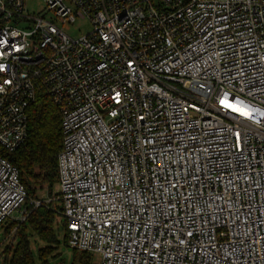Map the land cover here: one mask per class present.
I'll list each match as a JSON object with an SVG mask.
<instances>
[{"label":"built area","instance_id":"2783aa9c","mask_svg":"<svg viewBox=\"0 0 264 264\" xmlns=\"http://www.w3.org/2000/svg\"><path fill=\"white\" fill-rule=\"evenodd\" d=\"M45 2L0 0V146L44 89L58 183L32 198L0 154V227L46 207L93 264H264V0Z\"/></svg>","mask_w":264,"mask_h":264},{"label":"trees","instance_id":"16d2710c","mask_svg":"<svg viewBox=\"0 0 264 264\" xmlns=\"http://www.w3.org/2000/svg\"><path fill=\"white\" fill-rule=\"evenodd\" d=\"M28 114V133L24 143L14 152L0 146V154L17 166L28 195L38 198L41 196L39 190H46L43 194L51 195L58 183V156L63 143L62 115L51 96L42 88L38 89L37 99L29 107ZM53 207L60 210L56 203H53ZM55 210L39 207L32 211L25 222L11 223L9 229L18 233L19 243L15 246L10 264H35L30 240L32 236L44 244L37 254L41 262L47 263L50 253L60 246L55 230L58 216ZM7 252L6 260L12 251ZM72 264H93V258L87 252L75 250Z\"/></svg>","mask_w":264,"mask_h":264},{"label":"rangeland","instance_id":"374dc122","mask_svg":"<svg viewBox=\"0 0 264 264\" xmlns=\"http://www.w3.org/2000/svg\"><path fill=\"white\" fill-rule=\"evenodd\" d=\"M45 6V0H27V7L30 13H39L44 10ZM91 29V23L88 20L77 21L74 24H68L65 26L66 32L72 37H79L82 34H87ZM45 191L46 190H39L38 193L43 195ZM56 219L55 230L60 241V246L50 253L47 263L41 262L37 254L38 249L43 247L44 244L33 236L30 238L35 264H72L75 250L69 247L65 242L62 223L64 219L61 216ZM12 222L14 221L10 220L3 227H0V264H10L15 246L19 243L18 233L13 229H9ZM10 249L12 251L11 256L6 260V257L8 256L7 251ZM48 249L51 250V248Z\"/></svg>","mask_w":264,"mask_h":264},{"label":"snow or ice","instance_id":"6c2138e0","mask_svg":"<svg viewBox=\"0 0 264 264\" xmlns=\"http://www.w3.org/2000/svg\"><path fill=\"white\" fill-rule=\"evenodd\" d=\"M220 103L224 108L229 109L242 117L251 118L252 116V112L240 102L234 101V98L230 100L228 97H224L221 99Z\"/></svg>","mask_w":264,"mask_h":264}]
</instances>
